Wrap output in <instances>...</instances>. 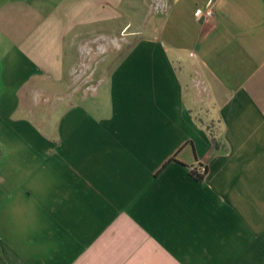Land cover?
Returning <instances> with one entry per match:
<instances>
[{
	"label": "crops",
	"instance_id": "0c3cea01",
	"mask_svg": "<svg viewBox=\"0 0 264 264\" xmlns=\"http://www.w3.org/2000/svg\"><path fill=\"white\" fill-rule=\"evenodd\" d=\"M154 8L0 0V264H264V0Z\"/></svg>",
	"mask_w": 264,
	"mask_h": 264
},
{
	"label": "rangeland",
	"instance_id": "374dc122",
	"mask_svg": "<svg viewBox=\"0 0 264 264\" xmlns=\"http://www.w3.org/2000/svg\"><path fill=\"white\" fill-rule=\"evenodd\" d=\"M151 4V6H150ZM136 7L137 9L135 11H124V17L121 20H116L115 22V27L113 28L114 33H115V41H114V48L116 53L118 52L119 56L124 54L126 50L132 45L133 39L136 38L133 36V31L138 29V25L140 23H144V17L145 16H152L154 17L155 15L162 13H167L169 9L167 8H154L155 7V0H136ZM129 25L125 28L124 25L128 24ZM138 36V35H135ZM100 44L95 43L94 41V46L92 51H97L100 49ZM119 58H116L115 61H117ZM102 57L97 56L96 57V62H101Z\"/></svg>",
	"mask_w": 264,
	"mask_h": 264
},
{
	"label": "trees",
	"instance_id": "16d2710c",
	"mask_svg": "<svg viewBox=\"0 0 264 264\" xmlns=\"http://www.w3.org/2000/svg\"><path fill=\"white\" fill-rule=\"evenodd\" d=\"M190 171L195 178L199 180H204L208 173V164L200 163L198 166L194 167V169H191Z\"/></svg>",
	"mask_w": 264,
	"mask_h": 264
},
{
	"label": "built area",
	"instance_id": "2783aa9c",
	"mask_svg": "<svg viewBox=\"0 0 264 264\" xmlns=\"http://www.w3.org/2000/svg\"><path fill=\"white\" fill-rule=\"evenodd\" d=\"M196 15H198L200 18H202L204 16L205 17H208V18L213 17V15H214V7H213V4L210 7H208L206 10L198 9L196 11ZM192 169H194V167Z\"/></svg>",
	"mask_w": 264,
	"mask_h": 264
}]
</instances>
